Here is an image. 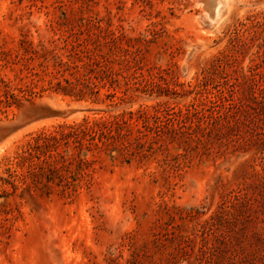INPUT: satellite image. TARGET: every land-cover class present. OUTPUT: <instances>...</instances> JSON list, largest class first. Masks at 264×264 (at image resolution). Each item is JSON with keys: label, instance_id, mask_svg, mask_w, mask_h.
Here are the masks:
<instances>
[{"label": "rangeland", "instance_id": "1", "mask_svg": "<svg viewBox=\"0 0 264 264\" xmlns=\"http://www.w3.org/2000/svg\"><path fill=\"white\" fill-rule=\"evenodd\" d=\"M228 3L0 0V264H264V0Z\"/></svg>", "mask_w": 264, "mask_h": 264}, {"label": "bare ground", "instance_id": "2", "mask_svg": "<svg viewBox=\"0 0 264 264\" xmlns=\"http://www.w3.org/2000/svg\"><path fill=\"white\" fill-rule=\"evenodd\" d=\"M228 7V0H213L212 6L207 10L204 18L211 26L217 25L224 18Z\"/></svg>", "mask_w": 264, "mask_h": 264}, {"label": "water", "instance_id": "3", "mask_svg": "<svg viewBox=\"0 0 264 264\" xmlns=\"http://www.w3.org/2000/svg\"><path fill=\"white\" fill-rule=\"evenodd\" d=\"M201 1H203V2H205V3H206L208 0H201Z\"/></svg>", "mask_w": 264, "mask_h": 264}, {"label": "trees", "instance_id": "4", "mask_svg": "<svg viewBox=\"0 0 264 264\" xmlns=\"http://www.w3.org/2000/svg\"><path fill=\"white\" fill-rule=\"evenodd\" d=\"M8 95V93H6ZM11 97H13V95H11Z\"/></svg>", "mask_w": 264, "mask_h": 264}]
</instances>
